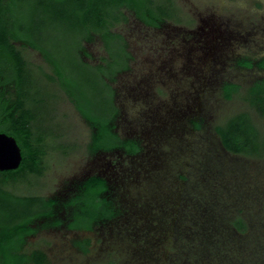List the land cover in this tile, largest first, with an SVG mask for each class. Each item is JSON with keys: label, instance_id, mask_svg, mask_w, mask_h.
<instances>
[{"label": "flooded vegetation", "instance_id": "flooded-vegetation-1", "mask_svg": "<svg viewBox=\"0 0 264 264\" xmlns=\"http://www.w3.org/2000/svg\"><path fill=\"white\" fill-rule=\"evenodd\" d=\"M197 10H193L198 21L195 27L190 24H170L166 17L147 22L133 13L137 22L135 26H139L137 37L141 39H138L139 44L131 52L128 49L131 42L122 35L121 43L125 48L122 62L110 50L109 60H103L101 65L92 63V55H83L82 61L86 67L98 70L99 78L106 85L107 94L103 102L107 104V108L104 106L107 118L93 120L83 114L81 109L88 107L89 95L83 101L70 98L79 120L88 130L87 149L78 169L70 176L61 178L55 190L46 197L53 206L50 222H60L51 228L62 226L67 227L70 233L90 234L97 226L103 229L120 222L126 229L130 228L131 231L127 232L129 238H144L145 242L147 239L150 242L159 240L160 234L152 229L159 227L160 222H174V212L179 209L174 207V168L177 166L173 154L166 163L162 161L168 154L163 152L159 155L162 161L156 159V167L150 164V155L156 157V147L166 139L190 140L196 138L193 134L197 135V143L202 145H199V155L190 156L193 160L188 165L198 160L201 162L196 166L193 164L191 171L189 165L187 175L177 174L176 183L184 185L191 177L197 181L199 177L195 174L199 173L205 175L204 182L209 181L215 179L211 173L218 172L222 180H233H224L225 188H234L235 191H243V194L251 189L249 194L254 193L252 191L259 185V176L251 180L243 179L245 174L239 165V158L234 155H256V142L260 137L251 135L241 151L226 146L225 137L217 131V127L222 125L211 126L208 123L205 100L206 95L216 90L227 99L224 96L226 86L237 84L243 91L244 84L234 78L236 75L253 74L247 87L264 79V55L250 58L234 52L232 43L240 39L236 36L239 30L230 27L232 16L222 13L217 16L211 9L207 12ZM255 32V29L247 31L243 41H247V37H256ZM13 43L21 52L26 66L19 73L0 72V97L15 105L18 120L27 122L32 139L42 143L54 133L46 129L48 115L37 109L47 100L45 96L34 98L31 94L30 62L20 47L38 49L23 41L16 40ZM43 58L52 69L49 72L40 66L38 71L44 82L51 85L56 83L59 94L67 95L54 64L44 55ZM226 67L229 71H224ZM0 131L10 134L1 128ZM55 136L61 138L62 134ZM185 152L191 154L189 149ZM150 165L153 169L146 177ZM155 169L159 171L157 174ZM142 174L145 177L141 180H146V186L139 188L138 185L137 190H131L132 182H139ZM163 175L170 176V181L166 177L163 181ZM90 194H95L100 202L92 227H72L77 217L85 215L86 198ZM243 194L241 197L245 196ZM252 201L258 200L254 198ZM151 244L154 245L153 242ZM145 250L149 251L150 248Z\"/></svg>", "mask_w": 264, "mask_h": 264}, {"label": "rangeland", "instance_id": "rangeland-1", "mask_svg": "<svg viewBox=\"0 0 264 264\" xmlns=\"http://www.w3.org/2000/svg\"><path fill=\"white\" fill-rule=\"evenodd\" d=\"M153 1L162 7V12L160 11L159 13L166 17L167 22L173 25L181 23L180 25L190 24L195 27L198 21L197 16L193 14V10L196 11V9L200 12H207L206 10L211 9L217 16L220 13L225 16H232L233 20L230 22V27L234 30H239V35L236 33V36L240 39V41L234 40L232 43L234 52L250 58L264 55V26L261 27L264 24V0ZM6 3L7 0H4V4ZM25 3L29 4L30 7L35 6L33 10L34 14H32L34 17V37L45 42L51 53L61 60L63 66L71 72L72 82L81 88V91L88 90L87 95L90 98L89 109L93 108L96 111L94 113L96 117H103L106 109L102 106H106L107 108V104L105 102V105L102 103L103 98L107 94L106 85L103 84L101 77L99 78V74L93 71L94 69L91 71L87 68L88 72L86 74L83 73L84 75L77 71V68L83 66L76 61L78 57H75L78 54L77 51L79 50L83 35L75 31L74 24L76 22V15L82 8L81 2L67 5L64 0H26ZM192 8L193 10H191ZM125 12L128 20L115 25L112 31L125 35L131 42L128 49L133 52L134 46L140 42L138 39H141L137 37L139 26H135L137 22L133 14L128 10ZM26 21L27 19L24 20V22ZM235 23L239 25L234 26ZM252 29L256 30V37H253V39L247 37V41H243L246 37V32ZM20 48L28 62H30L31 94H33L34 98L35 96H45L47 100L44 105H40L37 109L48 115V127L46 129L54 133L50 139L41 143L45 150L41 163V172L26 171L18 179H10L5 184L4 182L1 183V186L17 195H40L47 197L55 190L61 178L70 176L81 165L82 156L87 149L88 130L79 120L70 97L63 94V99V95L59 94L57 86H55L57 85L56 83L51 85L44 82L41 73L38 71L40 66L49 72H52V69L44 62L41 52L39 50H32L31 48H23L22 46ZM79 54L81 59H83V55H92L91 61L95 65L103 64L102 61L105 59L109 60L107 44L100 35H94L93 39L88 42L84 41L82 51ZM224 71H229V68L226 67ZM253 77L251 73L236 75L234 78L244 84L243 91L240 94L235 95L232 99H225L219 91H211L209 95H206L205 104L208 110V113L206 112L208 123L211 126H225L231 118L242 112H249L251 114L252 119L257 123L256 125L260 133V138L256 142V155L258 158L256 155L243 153L233 155L239 158V165L242 166L245 174L242 176L243 179L251 180L254 176H259L264 180V114L258 111V109L253 108L243 98L247 85ZM4 131L8 132L5 129ZM60 133L62 134L61 138L55 136V134ZM193 136L196 138H189L191 141L184 138L181 141H179V138H175L174 140L171 138L166 139L160 146L156 147V152L158 153L156 157L153 154L150 155L152 159L150 164L154 165L156 159L161 162L162 160L158 156L163 152H166L168 156H164L162 163H166V160H169L171 154H173L174 163L177 166V168H174V178L179 173L187 175L189 165H191L189 167L191 171L194 167L192 166L193 164L196 166L201 162L198 160L188 165V162L193 160V158L190 159V156L193 154L199 155V145H202L201 143H197V135L193 134ZM187 149L190 150L191 154H186L185 151ZM151 165L147 167V171H150L147 172L146 177H148L153 169ZM150 167L152 168L149 169ZM154 171L156 174L159 172L156 169ZM143 176L144 174L139 177V182L135 184L132 182L133 185L130 186L131 190H137L138 185L139 188L146 186V180H141ZM165 177L163 175V181ZM166 178L168 181L171 179L170 176ZM0 179H4L3 176ZM224 180L233 182V180L225 178ZM139 188L138 190H140ZM254 193H250L248 196L247 191H245V194H243L245 196L241 197L240 204H237L226 216L232 219L237 213L236 208H238V210L240 209L237 213L238 215L242 211V215H253L254 219H264V196L260 198L259 194ZM254 198L258 201L253 202ZM129 229H126L124 224L120 222L103 229L97 226L94 232L90 234L70 233L67 231V227L62 226L59 228L41 227L35 234L29 237L27 248L30 250L35 248L44 249L49 256V264H156V262H162V259H164L162 254L164 252L159 247L162 246L160 239L161 237H167V234L160 232L163 234H160L159 240L155 239V242L152 240L153 245L151 244L152 242L148 241L149 239L145 242L144 238H137L135 240L134 236L127 237V232L131 231ZM80 240L87 243L88 251H85L78 245L77 241ZM156 243L160 245H156ZM251 247L253 250H256L258 247L260 248V244L256 243L255 246V242H252ZM147 248H150V250H145ZM258 251L261 252L260 258H264V252Z\"/></svg>", "mask_w": 264, "mask_h": 264}, {"label": "trees", "instance_id": "trees-1", "mask_svg": "<svg viewBox=\"0 0 264 264\" xmlns=\"http://www.w3.org/2000/svg\"><path fill=\"white\" fill-rule=\"evenodd\" d=\"M25 1L7 0L4 4V0H0V72L19 73L24 69L26 61L13 43L16 40L23 41L38 49L54 64L55 72L61 78L71 99L86 100L88 90L81 91V88L72 82L71 72L63 66L61 60L51 53L45 42L34 37L32 14L35 6L30 7ZM64 2L67 5L81 2L82 5L74 24L75 31L83 35L78 54L75 56L78 57L75 58L76 61L83 65L77 68L82 75L88 70L79 52L82 51L83 42L92 40L94 35H100L105 40L108 50L122 62L125 54V48L121 43L123 36L113 32L112 28L128 20L126 10L147 22L164 17L159 13L162 7L153 0H64ZM262 64L264 66V61ZM93 71L99 74L98 70ZM241 92L240 85L226 86L224 96L232 99ZM243 98L264 114V79L247 87ZM81 110L85 116L93 120L107 118L105 112L103 117H96L93 108L85 107ZM16 112L17 108L11 101L0 97V128L8 130L16 137L24 155L18 169L0 171V178L2 176L4 178L0 179V264H49V256L44 249L30 250L27 243L29 237L39 228L60 223H51L49 220L52 202L40 195H17L1 186V183L5 184L10 179H18L26 171L41 172V163L45 155L41 142L32 139L29 125L27 122L19 121ZM256 124L249 112H242L233 117L228 125L218 126L217 131L223 138L225 137L226 146L241 151L251 135L260 137ZM211 175L215 179L204 182V174H195L199 177L198 180L195 181L191 177L184 185L176 183L174 178V190L176 189L174 207L179 209L174 213V222L170 220L160 222L159 227L152 229L157 234H167V237H161L162 246H159L164 252L162 254L164 259L156 264H264V258H260L261 252L258 251L264 252V219L242 215V211L238 215L240 210L238 208L232 219L227 217L226 215L240 204L243 193L235 191L234 188H225L223 177L218 172H212ZM258 178L259 185L252 192H256L262 198L264 180ZM86 205L85 215L77 217L71 224L72 227L80 229L92 227L100 202L95 194H90L86 198ZM252 242H255V246L259 243L260 248L253 250ZM77 243L85 251L89 250L85 241Z\"/></svg>", "mask_w": 264, "mask_h": 264}, {"label": "water", "instance_id": "water-1", "mask_svg": "<svg viewBox=\"0 0 264 264\" xmlns=\"http://www.w3.org/2000/svg\"><path fill=\"white\" fill-rule=\"evenodd\" d=\"M23 159V149L16 137L0 131V171L18 169Z\"/></svg>", "mask_w": 264, "mask_h": 264}]
</instances>
